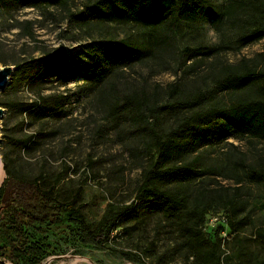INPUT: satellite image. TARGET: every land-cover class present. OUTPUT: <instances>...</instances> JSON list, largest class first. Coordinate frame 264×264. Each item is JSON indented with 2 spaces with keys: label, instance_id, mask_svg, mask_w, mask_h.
Listing matches in <instances>:
<instances>
[{
  "label": "rangeland",
  "instance_id": "1",
  "mask_svg": "<svg viewBox=\"0 0 264 264\" xmlns=\"http://www.w3.org/2000/svg\"><path fill=\"white\" fill-rule=\"evenodd\" d=\"M90 1L95 0H70L68 10L10 7L6 12L0 7V65L14 68L20 63L28 70L26 64L42 51L58 49L70 66L40 88L30 85L33 71H27L21 83L0 93V102L13 105L31 102L39 90L44 96L64 98L59 110L45 115L20 113L16 105L0 107V196L4 202L11 197L9 188H3L8 177L40 178L60 201L78 195L85 223L95 231L106 214L134 204L151 157L144 131L122 117L112 119L110 103L145 92L151 102L161 104L173 83L186 96L198 91L209 95L220 82L221 67L264 51V38L234 50L243 30L260 15L264 0H236L258 6L256 12L238 13L236 21L222 15L231 0H208L196 24L164 27L157 38L125 16L83 20L77 14ZM23 22L32 23V38L21 36ZM106 40L125 41L133 57L127 65L113 66L104 85L97 87L86 78L95 61L90 50L93 41ZM235 97L220 94L218 105H229ZM175 120V115L164 114L161 129L168 130ZM260 157L264 159V142L237 141L229 135L190 158L198 159V177L186 188L188 207L205 202L221 211L225 201L233 200L235 210L225 209L234 236L222 246V264H264V181L252 178L249 169ZM220 186L238 191L223 192ZM30 242L42 255L39 264H194L175 220L145 210L123 213L102 246L83 244L71 225L58 227L44 241L32 234Z\"/></svg>",
  "mask_w": 264,
  "mask_h": 264
},
{
  "label": "trees",
  "instance_id": "2",
  "mask_svg": "<svg viewBox=\"0 0 264 264\" xmlns=\"http://www.w3.org/2000/svg\"><path fill=\"white\" fill-rule=\"evenodd\" d=\"M69 1L0 0V7L6 12L10 7H60L68 10ZM209 5L208 0H95L87 3L77 15L83 16V20L88 17L110 20L111 17L125 16L141 24L157 38L164 27L175 29L181 24H196L203 9ZM261 8L260 15L254 17L247 30H243L234 50L239 51L264 38V4ZM256 11L258 6L254 2L231 0L223 7L222 15L236 21L238 13ZM31 24H19L22 37L32 38ZM91 47L95 61L86 78L93 80L97 87L104 85L113 66L127 65L132 56L131 47L125 41H93ZM62 55L63 52L58 49L42 51L40 58L25 63L28 70L20 63L14 64L10 82L2 93L21 83L27 71H33L28 79L30 85L40 88L47 80L70 67L65 64ZM219 73L220 82L209 95L198 91L186 96L178 84L173 83L167 87L168 99L161 104L151 102L145 92H132L110 103L112 119L122 117L144 131L145 148L151 157L147 168L142 171L134 204L119 212L106 214L95 231H91L85 223L79 210L78 195L60 201L44 188L40 178L8 177L3 188H9L11 197L4 202L0 196V264H39L42 255L36 250L37 245L30 242L31 235L44 241L62 225L75 226L83 244L102 246L123 213L143 210L175 220L194 264H222V246L228 241L223 240L220 232L226 230L229 237L234 236V226L225 209L227 206L235 210L233 200L225 201L221 211L205 202H195L188 207L186 188L198 177V159L190 158L199 148L224 141L229 135L237 141L264 142V51L253 59L244 58L236 65L223 66ZM225 92L236 97L229 105L219 106L217 96ZM62 99L59 96H44L39 90L31 102L14 105L20 113L45 115L59 110L63 106V103L60 104ZM51 101L52 104L49 103ZM14 105L0 102L2 108L11 109ZM164 114L176 116L174 124L165 131L160 126V118ZM228 145L236 148L233 144ZM249 169L252 178L264 181L262 157ZM239 183L237 179L235 184ZM221 188L223 192L238 191L237 187ZM211 191L219 192L215 189ZM220 213L226 225L219 223L215 228L204 231L208 217Z\"/></svg>",
  "mask_w": 264,
  "mask_h": 264
},
{
  "label": "built area",
  "instance_id": "3",
  "mask_svg": "<svg viewBox=\"0 0 264 264\" xmlns=\"http://www.w3.org/2000/svg\"><path fill=\"white\" fill-rule=\"evenodd\" d=\"M221 223L222 225H226L225 224V218L223 216V214H216V215H211L208 217V219L206 220V223L204 225V231L210 230L212 228H215L217 226V224ZM220 236L223 238V240H229V236L226 232V230H222L220 232Z\"/></svg>",
  "mask_w": 264,
  "mask_h": 264
},
{
  "label": "water",
  "instance_id": "4",
  "mask_svg": "<svg viewBox=\"0 0 264 264\" xmlns=\"http://www.w3.org/2000/svg\"><path fill=\"white\" fill-rule=\"evenodd\" d=\"M14 68H12L11 66H2L0 65V93L3 92L7 85L10 82V78L12 77ZM3 109L0 108V120L3 117Z\"/></svg>",
  "mask_w": 264,
  "mask_h": 264
},
{
  "label": "bare ground",
  "instance_id": "5",
  "mask_svg": "<svg viewBox=\"0 0 264 264\" xmlns=\"http://www.w3.org/2000/svg\"><path fill=\"white\" fill-rule=\"evenodd\" d=\"M3 175H4L3 168H2V164L0 162V184H1L2 180H3Z\"/></svg>",
  "mask_w": 264,
  "mask_h": 264
}]
</instances>
